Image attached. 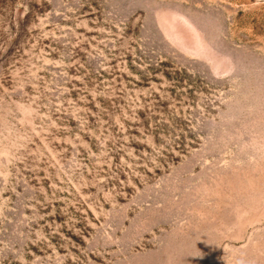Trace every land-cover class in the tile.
Wrapping results in <instances>:
<instances>
[{
  "label": "rangeland",
  "instance_id": "1",
  "mask_svg": "<svg viewBox=\"0 0 264 264\" xmlns=\"http://www.w3.org/2000/svg\"><path fill=\"white\" fill-rule=\"evenodd\" d=\"M0 264H264V0H0Z\"/></svg>",
  "mask_w": 264,
  "mask_h": 264
}]
</instances>
